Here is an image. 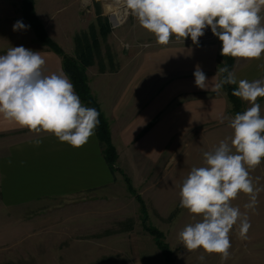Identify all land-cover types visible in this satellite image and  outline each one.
<instances>
[{"label": "crops", "instance_id": "obj_1", "mask_svg": "<svg viewBox=\"0 0 264 264\" xmlns=\"http://www.w3.org/2000/svg\"><path fill=\"white\" fill-rule=\"evenodd\" d=\"M59 1L34 0V12L44 22L49 39L75 59L76 34L72 37L59 18L51 27L47 24L48 12L65 0ZM21 5L22 0H0V55L10 47L24 46L41 52L46 74L65 73L62 57L42 45L31 27L13 31L18 20L29 26ZM71 5L74 25L80 9ZM118 40L122 48L108 62L106 57L98 61L90 55L85 68L90 94L108 123L117 153L115 171L103 157L96 131L76 148L0 116V264H165L152 236L135 225L113 222L116 218L127 222L139 209L135 196L127 193L126 179L135 188L158 187L152 209L157 219L153 227L160 232L163 227L170 236H178L191 221L192 216L180 207L184 177L176 180L171 166L199 133L230 127L234 118L225 91L214 90L220 82L222 45L210 27L198 44L190 37L183 41L172 36L161 45L133 16L121 26ZM196 65L208 78V89L195 85ZM231 72L237 81L264 80V54L254 60L235 58ZM36 139L42 140L39 146L33 143ZM198 163L203 166V156ZM166 220L167 226H161ZM22 235L32 239L18 247L13 241ZM167 246L173 264H228L219 254L188 251L181 242ZM49 251H56V257L49 258Z\"/></svg>", "mask_w": 264, "mask_h": 264}, {"label": "clouds", "instance_id": "obj_2", "mask_svg": "<svg viewBox=\"0 0 264 264\" xmlns=\"http://www.w3.org/2000/svg\"><path fill=\"white\" fill-rule=\"evenodd\" d=\"M127 14L166 45L175 36L193 44L210 27L221 44V55L243 60L264 54V0H121ZM30 26L18 20L13 31ZM40 51L24 46L10 47L0 55V116L4 121L40 134L54 135L72 147L84 146L99 124V112L82 104L70 78L63 72L45 73ZM214 90L237 84L235 97L250 105L229 122L232 135L212 151L203 153L204 165L193 167L180 187V207L193 222L184 226L178 238L188 251L203 249L222 261L229 257L230 231L239 222V237L247 239L251 223L246 213L232 205L239 194L249 196L246 209L254 208L259 189L250 170L264 161V116L258 98H264V80L237 81L228 67ZM195 85L208 89L209 81L199 65L193 73ZM214 78V77H213ZM36 146L42 140L33 142ZM199 217V219H197ZM201 261L204 256L199 257Z\"/></svg>", "mask_w": 264, "mask_h": 264}, {"label": "rangeland", "instance_id": "obj_3", "mask_svg": "<svg viewBox=\"0 0 264 264\" xmlns=\"http://www.w3.org/2000/svg\"><path fill=\"white\" fill-rule=\"evenodd\" d=\"M116 1L118 0H113L114 3ZM113 2H110L109 0H65L58 9H54L48 12L47 24L49 27H51V24H54L57 18H59L62 20V22H65V25L67 26L65 27L71 30L70 32L73 33V35L71 34L72 37L76 34V36L78 37H75V39L78 40V42L76 43V48H78V55L76 59L83 54H86L89 56L91 55L93 58L98 57V61L99 58L106 57L108 62L109 57L114 56V52L121 50V43H119L118 40L120 35V28L131 17V15L128 14L125 21L119 26L115 27L109 17V10H112V8L116 6V4L114 5ZM71 4H75L77 8L80 9V16L76 19L74 25H72L73 9ZM121 4L122 2L120 1L119 5ZM55 7L57 8V6ZM34 15L36 19L40 21L42 28L47 35L46 29L44 27V22L36 16L35 12ZM53 43L56 44L55 42ZM240 103L241 105L239 109L243 112L248 107L244 106L242 102ZM260 106L261 115L264 116V102L261 103ZM231 115H233V117L235 116L234 111H231ZM232 132L233 130L231 129V127H219L211 131L199 133V135H197V137L194 138L191 143H189L185 147L186 151L177 156V159L173 162L171 166V172H173L175 176L174 178L178 180L180 177H184L183 179H185L193 167L202 166L199 163L197 164V160L203 156V153L214 150V148L219 145V142L221 140L229 138L232 135ZM250 177L253 181L254 187L256 189H259L258 193L256 194L257 202L254 208L246 209L244 207L245 204L250 203V199L249 196L243 193L239 194L238 197L232 201V205L235 207H239L241 213L247 214L251 223V228L247 233V239H241L238 234L239 222L233 226V229L229 234L231 248L229 249V257L226 260L228 264H254V258L256 260V264H264V163L262 164V166L258 165L255 169L250 170ZM127 182L130 186V191L127 189V193L135 196L139 209L136 210V215H134L135 212H133L134 217L129 219L127 222H125V220L123 219L117 218L114 219L113 222L116 226H132L133 228V226L135 225V227L141 228L144 233L148 234L145 231V227L154 228L153 226L156 225L155 221H157L152 209V195L154 194V191L158 189V187L149 186L135 188L129 179H127ZM136 197H138L139 199H137ZM143 200L145 201V203ZM132 210L133 209L131 208L129 210V213L132 212ZM197 219H199V217H197ZM168 221L169 220L162 221L160 225L167 226ZM192 222L193 219L189 221V223ZM138 228L135 229L138 230ZM161 229L164 232L161 233L163 235V241L165 244L175 241L180 242L178 236H170L169 234H167L166 228L161 227ZM51 237L52 236H50L49 242L52 243ZM30 239H32V236L25 237L24 235H22L19 240H15L13 241V243H16L18 247H22L25 246L27 244V241ZM56 253V251H49V258L56 257ZM34 257H36L35 253Z\"/></svg>", "mask_w": 264, "mask_h": 264}, {"label": "trees", "instance_id": "obj_4", "mask_svg": "<svg viewBox=\"0 0 264 264\" xmlns=\"http://www.w3.org/2000/svg\"><path fill=\"white\" fill-rule=\"evenodd\" d=\"M34 0H22L21 10L24 19L28 22L29 26L34 32L36 39L45 47H47L52 52L62 57V63L65 74L70 78L71 82L74 85L75 91L78 94L81 102L87 107H94L99 112V124L96 127V135L98 141L103 146V157L109 166V168L115 171V163L117 160V154L110 142V133L109 126L106 120L103 118L99 106L96 103L95 99L90 94L86 75L85 68L90 64L89 55L83 54L79 58H71L69 56L64 55V53L58 48L56 44H54L45 34L40 21H38L34 15L33 11ZM218 39V38H217ZM218 42L221 44L220 40ZM222 45V44H221ZM88 56V57H87ZM235 58L232 57H219L218 58V66L219 68H223L225 66L228 67L231 72ZM78 62V63H77ZM80 62V63H79ZM220 73V81L227 76V73ZM237 87L235 84H225L222 89L225 91L228 101L231 105V111H234L235 115L237 113H242L239 109L241 105L240 98L235 97L232 93ZM126 183L127 179H126ZM128 190L130 191L129 184L127 185ZM133 192V190H132ZM133 194V193H132ZM135 195V194H134ZM139 199L138 197H136ZM144 212V211H143ZM145 231L153 237L156 246L162 252L165 264H173L174 259L172 257V253L170 252L167 244L163 241V235L160 231L152 227H145Z\"/></svg>", "mask_w": 264, "mask_h": 264}, {"label": "bare ground", "instance_id": "obj_5", "mask_svg": "<svg viewBox=\"0 0 264 264\" xmlns=\"http://www.w3.org/2000/svg\"><path fill=\"white\" fill-rule=\"evenodd\" d=\"M109 1L113 2V0H109ZM118 1H116L115 3L113 2L114 5L116 4V6L115 7L112 6L113 7L112 10L111 9L109 10V17H110V20L114 26L120 24L122 22V19L126 18V15H127L125 8H123L124 7L123 4L119 5L121 0L119 2ZM110 4H112V3H110ZM121 9H122V11H121Z\"/></svg>", "mask_w": 264, "mask_h": 264}, {"label": "built area", "instance_id": "obj_6", "mask_svg": "<svg viewBox=\"0 0 264 264\" xmlns=\"http://www.w3.org/2000/svg\"><path fill=\"white\" fill-rule=\"evenodd\" d=\"M123 8H124V7H123ZM127 16H128V14L126 15V18H127ZM126 18H123L121 23H123V22L125 21ZM121 23H120V24H121ZM120 24L115 25V27L119 26Z\"/></svg>", "mask_w": 264, "mask_h": 264}]
</instances>
